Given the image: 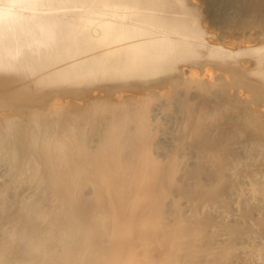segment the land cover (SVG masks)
<instances>
[{"label":"bare ground","instance_id":"6f19581e","mask_svg":"<svg viewBox=\"0 0 264 264\" xmlns=\"http://www.w3.org/2000/svg\"><path fill=\"white\" fill-rule=\"evenodd\" d=\"M0 264H264V0H0Z\"/></svg>","mask_w":264,"mask_h":264}]
</instances>
